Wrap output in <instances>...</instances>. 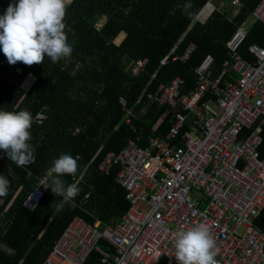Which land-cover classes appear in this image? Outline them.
<instances>
[{
  "label": "trees",
  "instance_id": "trees-1",
  "mask_svg": "<svg viewBox=\"0 0 264 264\" xmlns=\"http://www.w3.org/2000/svg\"><path fill=\"white\" fill-rule=\"evenodd\" d=\"M208 1L73 0L64 21L73 48L70 58L53 63L45 56L42 64L12 65L0 51V111L28 110L32 114L29 143L35 150L34 163L17 167L6 150L0 149V175L10 182L7 195L0 197V264H43L74 217L92 225L96 221L116 225L122 219L129 204L125 190L116 182L120 167L105 175L97 170L99 162L108 152L122 151L129 138L142 136L145 139L139 144L147 147L146 138L153 130L164 137L171 115L163 117L165 107L146 95L155 94L161 85L176 78L185 81L184 91H188L194 84L187 79L207 55L221 66L229 58L226 43L261 0H241L244 7L237 20L230 21L222 11L208 10L203 23L192 24L183 5L190 2L191 11L205 12ZM18 2L0 0V15ZM121 34L125 37L116 45ZM191 44L196 49L189 60L174 61ZM252 44L264 47V27L259 22L253 25L239 54L249 58ZM167 57L168 64L162 66ZM139 60H147L146 69L132 78L126 68ZM28 73L36 80L24 93L19 85ZM120 97L134 109L136 131L124 122ZM39 112L46 119L37 126L34 118ZM262 127L260 155L264 154V124ZM61 154L78 158L76 177H63L66 185L78 181L81 190L75 206L69 203L58 209L55 205L62 197L46 187L35 209L28 211L24 206L28 194ZM256 225L264 233V209ZM99 247L106 249L101 241ZM100 258L94 250L86 264H99Z\"/></svg>",
  "mask_w": 264,
  "mask_h": 264
},
{
  "label": "built area",
  "instance_id": "built-area-1",
  "mask_svg": "<svg viewBox=\"0 0 264 264\" xmlns=\"http://www.w3.org/2000/svg\"><path fill=\"white\" fill-rule=\"evenodd\" d=\"M240 0H219L215 10L237 20ZM264 25V0L227 42L223 72L213 77L215 59L204 57L194 69V87L184 91L176 78L146 97L170 113L164 137L153 132L147 147L142 136L129 138L120 152H108L97 166L102 174L120 167L117 183L126 192L127 212L116 225H93L74 217L43 264H85L103 242L112 253L102 252L100 264H179L174 255L173 233L204 224L219 249L218 264H264V233L255 220L264 209V154L260 155L264 124V48L252 44L248 61L239 49L248 36V22ZM191 44L174 61L186 63L195 51ZM126 59L123 60L125 64ZM147 60L126 68L132 78L146 69ZM168 64V57L161 61ZM228 70L236 76L225 81ZM36 77L28 73L19 85L27 93ZM124 122L133 131L134 109L124 97L118 100ZM46 115L36 114L43 124ZM78 131H75L77 134ZM49 171L37 181L24 206L32 212L48 186ZM201 192L200 198L193 191ZM88 198V195L85 196ZM192 199L193 201H191ZM76 248V250L74 249Z\"/></svg>",
  "mask_w": 264,
  "mask_h": 264
},
{
  "label": "clouds",
  "instance_id": "clouds-1",
  "mask_svg": "<svg viewBox=\"0 0 264 264\" xmlns=\"http://www.w3.org/2000/svg\"><path fill=\"white\" fill-rule=\"evenodd\" d=\"M73 0H19L10 4L0 15V51L8 63L15 65L22 62L31 66L42 64L45 56L53 63L71 57L73 48L68 43L65 32L66 10ZM193 5L185 3L183 10L192 24L203 23L204 12L191 11ZM33 124L32 114L28 110L0 111V149L6 150L8 159L17 167H24L35 162L34 148L30 129ZM78 158L61 154L53 161L49 170L52 177L49 186L52 193L62 200L55 206L63 208L79 194L78 181L67 184L64 176L76 177ZM55 174V175H53ZM10 182L0 175V197L6 196ZM54 204V203H53ZM52 204V205H53ZM175 257L179 264H218L215 259L219 249L204 224L173 233Z\"/></svg>",
  "mask_w": 264,
  "mask_h": 264
},
{
  "label": "crops",
  "instance_id": "crops-1",
  "mask_svg": "<svg viewBox=\"0 0 264 264\" xmlns=\"http://www.w3.org/2000/svg\"><path fill=\"white\" fill-rule=\"evenodd\" d=\"M219 0H209L208 1V3H207V6L209 7H206V9H205V11H207L208 12V10H215V8H216V5H217V2H218ZM241 1V0H240ZM242 2V1H241ZM243 3V2H242ZM217 10V9H216ZM218 11H220V10H218ZM223 13H225L226 14V12L225 11H222ZM248 19V18H247ZM246 19V20H247ZM245 20V21H246ZM244 21V22H245ZM243 22V23H244ZM242 23V24H243ZM256 22H248V34L250 33V30L252 29V27H253V25L255 24ZM260 23V22H259ZM241 24V25H242ZM262 24V23H261ZM241 25H240V27H241ZM263 25V24H262ZM239 27V28H240ZM263 27H264V25H263ZM238 28V29H239ZM238 29H237V31H238ZM236 31V32H237ZM120 36H122L121 37V39H120V41H119V43L124 39V37H125V35L124 34H121ZM118 43V44H119ZM227 44V43H226ZM258 45V44H257ZM252 46V45H251ZM260 46V45H259ZM262 47V46H261ZM264 48V47H263ZM227 49V48H226ZM227 53H228V50H227ZM249 55H250V53H249ZM244 59H246V60H248V61H252L253 60V58H252V56L250 55L249 56V58H247V57H244V56H242ZM202 62V61H201ZM224 64V63H223ZM223 64H221V66H218V65H216V63H215V66L213 67V72H211V75H213V77H218V76H220L221 74H222V72H223V69H224V67H223ZM200 65V64H199ZM198 65V66H199ZM197 66V67H198ZM194 71V70H193ZM235 78H236V76H235V74H234V72L232 71V70H228V72H227V74H226V76H225V81H234L235 80ZM183 80V79H182ZM187 81H190V83H191V85L192 84H194V82H195V77H194V74H193V72H192V74H191V76L187 79ZM186 85V84H185ZM193 87H194V85H193ZM192 87V88H193ZM191 88V89H192ZM190 90V89H189ZM173 111L174 110H172L171 112H170V115L173 113ZM170 127V126H169ZM168 130H169V128H168ZM168 132V131H167ZM153 133L154 134H156L155 132H154V130H153ZM166 135V134H165ZM156 136H159L158 134H156ZM144 140V139H143ZM112 172V171H111ZM110 172V173H111ZM117 182V181H116ZM259 218V217H258ZM258 218L255 220V226L256 227H258L257 225H256V221L258 220ZM259 229H261L260 227H258ZM106 249L107 250H111L112 252H113V250L112 249H110V248H107L106 247ZM106 249H103V248H100V250L102 251V252H104V254L105 253H112L111 251H107ZM97 252L100 254V256H102V252H99L98 250H97ZM86 264V263H85ZM99 264H100V262H99Z\"/></svg>",
  "mask_w": 264,
  "mask_h": 264
},
{
  "label": "rangeland",
  "instance_id": "rangeland-1",
  "mask_svg": "<svg viewBox=\"0 0 264 264\" xmlns=\"http://www.w3.org/2000/svg\"><path fill=\"white\" fill-rule=\"evenodd\" d=\"M206 13H207V11L204 12V16L206 15ZM103 20H104V18L98 22V24H97V27H98V28L101 27V25H102V23H103ZM121 37H122V36H121ZM121 37H120V38H121ZM120 38H118V40L115 41V44H116V45L119 43V39H120ZM193 195H194L195 197H198V198H200V197L202 196L201 192H199V191H195V190L193 191ZM190 200L193 201L192 199H190ZM193 202H194V201H193ZM74 249L76 250V248H74Z\"/></svg>",
  "mask_w": 264,
  "mask_h": 264
}]
</instances>
